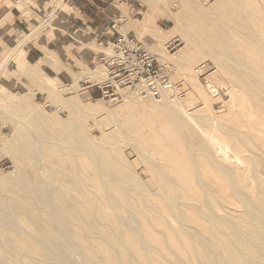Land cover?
Masks as SVG:
<instances>
[{"label":"bare ground","instance_id":"bare-ground-1","mask_svg":"<svg viewBox=\"0 0 264 264\" xmlns=\"http://www.w3.org/2000/svg\"><path fill=\"white\" fill-rule=\"evenodd\" d=\"M214 1L223 35L212 38L206 28L200 34L214 51L205 43L197 44L192 55L195 65L183 68L188 85V93L182 91L187 93L184 98L173 86L161 95L173 91L168 98L146 95L154 107L150 115L158 120V126L146 129H167L171 135L141 138L132 148L139 157L130 158L128 152L106 141H94L83 118L97 111V106L82 105L76 80L39 88L61 97L67 120L55 119L53 126H47L42 124L46 118L31 110L36 128H30V136L12 138L20 158L13 160L16 176L0 179V264H264V181L250 185L251 178L237 166L242 158L248 171L257 158L254 152L259 150L260 157L264 151L252 147L249 132L241 136L218 122L241 88L264 114V0ZM203 53L214 62L213 74L229 78L230 70L224 69L229 65L221 61L227 59L233 78L244 77L245 83L228 80L232 90L229 84L215 83L207 75L210 70ZM84 79L96 81L93 76ZM221 90L228 99L221 96ZM34 93L21 91L17 96L25 99ZM209 98L220 100L222 107L217 117L207 119L203 114ZM160 154L172 166L173 176L161 165ZM145 163L153 164V169L148 170ZM205 170L229 182V196L209 189ZM257 187L260 190L255 194ZM71 191L78 196H71ZM238 204L244 209L239 210Z\"/></svg>","mask_w":264,"mask_h":264},{"label":"rangeland","instance_id":"rangeland-1","mask_svg":"<svg viewBox=\"0 0 264 264\" xmlns=\"http://www.w3.org/2000/svg\"><path fill=\"white\" fill-rule=\"evenodd\" d=\"M49 1L50 0H14V2H13V14L14 15L12 17L13 22L9 26L8 30L11 34H13L12 36L16 40L9 42L8 44H4L2 42L0 43V58L4 56L5 50L7 48L14 47L21 38L27 37V39H28L27 43H25L23 45V48L25 50V48L27 46H29L31 43H33L31 40H33V38L37 39L39 34L44 35L46 33H53L54 29L51 27V23H52V19L54 18L55 13H53L52 10L49 8V5H48ZM136 1H137V5L141 9L140 15L136 16V19H137L136 20L137 31H135L136 32L135 33L136 38L138 40H140L145 45L146 48H148L151 52L156 54L159 63L161 65H163L164 69H166L168 72V75H169L171 82L173 84V89H174L173 91H175L177 89L181 92L182 91L187 92L188 85H187L186 81H184V80H186V78H185V71L183 68L186 67L188 63H189L188 65H190V64L195 65L196 62L192 59V55L194 54L196 48L198 46H200V44L204 45V43H205L204 46H206V47L210 48L212 51H214L213 47H211L208 43L203 41V36H202L203 30L206 28L205 31H208V34L210 33V36H212V38H213V36L215 37V35L216 36L218 35L219 37H222V35H223L224 28L219 27V22H218L219 14H218L217 10L215 9V1L210 0V2L206 3L205 1H202V0H186V1L184 0L185 4H184L183 0H136ZM122 7L124 8L125 11L129 12V9L127 6L122 5ZM209 9H211V10H209ZM143 11H144V13L142 14ZM211 11H212V13H211ZM214 11H216V12H214ZM142 17H144L143 20H141ZM211 18L214 21H212ZM139 20H141L140 23H139ZM207 22H208V25L206 24ZM214 22H215V26H213ZM209 23H212V25ZM192 25L197 30L195 28H193ZM209 25L212 27L210 28ZM217 25H218V27H217ZM37 28H39V29H37ZM227 28H232V25H229ZM35 29H37V31L35 33H33V31ZM192 30H193V32H191ZM198 30H200V31H198ZM194 32H195V34L197 32H199V33H197L195 36ZM141 33H143L144 35ZM145 33H147V34H145ZM200 34H202V35H200ZM199 41H201V42H199ZM169 42H172V49L168 51L166 48V45ZM197 44H198V46H197ZM88 46H89V48H91L90 45H88ZM91 46L93 49H95L97 51L98 47L96 45L92 44ZM207 56H208L207 54L203 53L202 59H206L204 64H206V67H207L206 69L210 70V71H208L207 75L215 83H217L219 85L221 84V82H224V84H226V85L229 84L230 85L229 88H231L230 90H232L233 88H232L231 84L228 82V80H230V82L233 81L236 85H240V83H241V86H242V84L245 83L246 79L244 77H234L233 78L232 75L234 72L233 73L231 72L230 68L232 66L229 63L230 61L227 59H224L221 61L222 62L224 61V63L229 65V66L225 65L224 69L230 70L229 73H231L232 75L229 74V78L224 79L223 77L221 78V76H217V75L213 74L211 71L215 70L213 68L215 65L213 64L214 62L210 58H207ZM10 60H11V64L8 65L9 68L2 67V70L0 73V179L2 177L5 179L6 178L7 179L8 178L13 179V176L14 177L16 176L15 175L16 172L14 173V170H16V168L14 166L13 160H15V159L19 160L18 158H20V157L17 156L15 149H14V146H12V138H15V137H17V135H21V134H23L25 136H30V134H31V133H29V131L31 130L30 128L31 127L34 128L36 126L34 119H32L33 115H31V113L29 114V112L31 110L34 113H37L39 115L44 116L46 119H44L45 121H43L42 124L47 125V126H53L52 124H55V119H60V120L66 119L67 120V116H66V112H65V103L61 99V97H59L58 95H55V94H51L49 92L43 93V91L41 92L39 90V88L41 86H44L45 84H46V86H48L49 84L58 86L59 84L54 83L53 81L50 82L49 79H43L39 75V72L35 70V67L28 65L24 60H21L20 57L17 56L16 54L15 55L13 54ZM198 60H200V59H198ZM28 62L34 63L32 61H28ZM174 62H175V64H174ZM3 63H5V60L3 61ZM79 63L85 64V62L83 60L79 61V60L75 59V61L72 64H69V66L71 67V69H78V67L80 65ZM86 65H88V68H87L88 70L85 72V74L83 76H81V78L84 79V78H87V77L89 78V77L93 76L97 82L105 79V72L101 66H99L98 64H95V63L90 64L88 61L86 62ZM180 67H181V69H180ZM79 70H81L80 67H79ZM43 71H44V69H43ZM182 71H184V73ZM24 73H29V74H28V76H25V75H23ZM45 73H47L49 76L52 77V75L49 74L47 71ZM90 74H92V75H90ZM98 74H102V76L99 77ZM230 75H231V77H230ZM96 77H97V79H96ZM231 78H233V79H231ZM64 81H65V83L72 82L73 81L72 75L70 78H67V80H64ZM91 81L93 82V79H91ZM80 84L82 86L79 85V83H78L77 89L79 92V101L82 103V105L84 107H94V108L97 106L96 107L97 111H92V113L89 114L90 116L86 115L83 118V121L89 126V129H90L89 133L93 137H95L94 141H96V140H98L96 142L106 141L111 146L113 145L114 147L121 149V152H124L126 154L129 153L130 158H132V157L136 158V156L138 154L135 151H133L132 148L134 146V143L138 142L141 138H146L145 140L147 141V139H149V137L153 136V135H157V136L164 137V138L166 136L171 135L167 129H163L160 132H152V131L147 130V129H150V128L152 129V128L158 126V122H157L158 120L155 116L150 115V111H152V110L154 111V107H153V103L151 102V100H149L146 96H141L138 93H136L134 90H132L131 88H127V91L125 90L124 93H122V91L120 92L121 98L118 101L111 102L107 99H102V98H100L98 96H94V95L90 98H89V96L86 97L85 94L86 93L88 94V92L85 88H83V84L82 83H80ZM33 86H35V87H33ZM37 90H39V92ZM21 91H29L30 93L31 92H35V93L33 95L30 94V97H27L25 99H20L19 96H17V93H19ZM173 91H172V93H173ZM181 92H180V94L183 96L182 98H184L185 95H187V93H188V92L187 93H184V92L181 93ZM225 92L226 91L221 90L220 91L221 96L224 99H228L229 96L227 95V93L225 94ZM172 93L161 96V99H162V97L163 98H165V97L168 98V96L170 97V95H172ZM238 93H239V95H238ZM244 93H245V90L243 88H241L238 92H235L234 97L231 98V100L229 101L231 109L229 107V110L227 111L226 116L218 117V122H220V125L226 129L236 130L238 133H240L239 135H241V136L244 132H249L250 133V139L253 143L252 147H257V148H260L264 151V148H263L264 145L261 147L258 144V143H264V133H262L264 130V125H262V123H264V114H262L259 110H257V108H255L254 102L248 96V93L247 92L245 94ZM49 94H51V95H49ZM150 97H152V96H150ZM238 97L240 100L238 99ZM153 98L160 100V98H155V97H153ZM234 98L236 100L238 99L237 100L238 102L235 101ZM247 99H248V101H247ZM244 101H245V103H244ZM220 102H221L220 100L217 101V100H213L212 98H209V100H207V102L205 103V105L207 107H206V109H204V114L206 113L205 114L206 116L204 114H203V116L205 118H207L209 116L207 119H210V116H211V118H212V116L217 117L216 111H219L220 108L222 107V102L221 103ZM249 102H250V104H249ZM28 103L30 104V106H27ZM37 104L39 107L37 106ZM208 105L212 106L214 108V110L212 108H211L212 111L210 109H208ZM240 106H241V108H240ZM192 108L196 109L197 107L195 108V104H193ZM236 108H238V109H236ZM158 109L159 108L155 109V111L157 112ZM249 109H250V111H249ZM226 110H227V108H226ZM240 110H241V112H240ZM232 111H233V113H232ZM160 112H161V108L157 112V114H160ZM153 113L155 114V112H153ZM230 113H231V115H230ZM48 114H50V115L48 116ZM157 114H155V115H157ZM241 114L243 115L244 118L242 117ZM252 114L254 116H252ZM237 115H239V116H237ZM247 115H249V116L251 115V116L250 117L248 116V118H247V117H245ZM226 117H227V119H226ZM236 117L239 118V120L242 119V121H239ZM47 118H48V120H47ZM21 119H24V120H21ZM248 120H249V122H248ZM252 121H254V122H252ZM233 122L235 123V125ZM101 123H103V124H101ZM145 123L147 126L144 125ZM241 125H243V126H241ZM251 125L252 126L255 125V126L252 127ZM27 127H29V128H27ZM136 127H139V128H136ZM242 127H243V129H242ZM139 129H140V131H139ZM205 129L209 132L211 131V129H209V128H205ZM145 130H147V131H145ZM135 131L139 134L142 131V133L140 134L141 137ZM146 134H147V136H146ZM14 135H16V136H14ZM133 135L136 137H134ZM108 137H110V138H108ZM113 137H115L117 139H115ZM137 137H138V139H137ZM39 138L40 137H37V140H39ZM99 138H100V140H99ZM179 139H181V138H179ZM107 140H109V141H107ZM115 142H117V143H115ZM258 151L259 150L254 152V154L257 156V158L252 161V164H250L248 171H247L248 168L243 163L242 158H240L239 161L237 162V166H240L241 171L242 170L245 171L248 174L249 178H251L248 181L250 185H254V184L258 185L257 182L259 180L264 181V179H263L264 178V168H263L264 167V156L259 157ZM132 152H134V153H132ZM244 154L246 157L250 156L249 152H244ZM160 156L162 158V160L160 161L161 165L165 168L166 171H168V173L171 176H173L174 171H173L172 166L167 161V158L164 156V154H160ZM137 157H139V155ZM260 158L262 159V162H263L262 164H261ZM144 165L148 168V170L153 169L151 166L153 164H151V163H148V164L145 163ZM231 168L235 169L236 165L231 166ZM208 174H210V175H208ZM203 175H204V177L209 179V183H208L209 189L217 191L218 192L217 194H221L223 196H229L230 195V188H229L230 184L225 178H223L222 175L215 173V172H207V170L204 171ZM259 190L260 189L258 187L255 188L254 193L257 194V192H259ZM73 192H74V195H73ZM70 194L73 197L78 196L75 191H71ZM238 205H239V206H237L238 209L243 208V206L241 204H238ZM108 211H112V210L109 208ZM182 235H183V239L187 238L186 235H184V234H182Z\"/></svg>","mask_w":264,"mask_h":264},{"label":"crops","instance_id":"crops-1","mask_svg":"<svg viewBox=\"0 0 264 264\" xmlns=\"http://www.w3.org/2000/svg\"><path fill=\"white\" fill-rule=\"evenodd\" d=\"M13 2L14 0H0V43L8 44L16 40L8 30L13 22ZM48 5L55 13L51 23L53 33L39 34L25 50L23 45L27 43V37L21 38L14 47L7 48L0 58V73L2 67L9 68L10 59L16 54L28 65L35 67L43 79L57 84H70L76 80L81 85V75L88 70L86 62L94 64L93 51L97 52L91 45L97 46L99 40L116 41L120 37L135 36L136 16L141 13L136 0H50ZM122 5L127 6L129 12ZM11 51L14 52L11 54ZM75 59L85 62L79 63L81 70L79 67L71 69L69 66ZM71 75L73 81L65 83L64 80ZM83 88L87 90L89 98L99 94L96 88Z\"/></svg>","mask_w":264,"mask_h":264},{"label":"built area","instance_id":"built-area-1","mask_svg":"<svg viewBox=\"0 0 264 264\" xmlns=\"http://www.w3.org/2000/svg\"><path fill=\"white\" fill-rule=\"evenodd\" d=\"M210 1V0H202ZM92 62L104 69L105 79L79 82L99 91L98 97L116 102L121 98L120 88L129 87L140 95L160 98L173 85L166 69L135 36L120 37L116 41L99 40ZM172 49V42L167 44Z\"/></svg>","mask_w":264,"mask_h":264}]
</instances>
